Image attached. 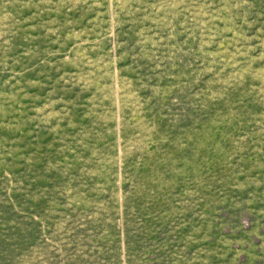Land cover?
<instances>
[{
	"label": "rangeland",
	"instance_id": "obj_1",
	"mask_svg": "<svg viewBox=\"0 0 264 264\" xmlns=\"http://www.w3.org/2000/svg\"><path fill=\"white\" fill-rule=\"evenodd\" d=\"M0 264H264V0H0Z\"/></svg>",
	"mask_w": 264,
	"mask_h": 264
}]
</instances>
